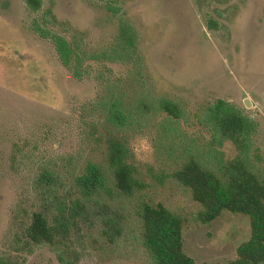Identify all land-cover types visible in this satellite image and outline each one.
<instances>
[{"label": "rangeland", "instance_id": "rangeland-1", "mask_svg": "<svg viewBox=\"0 0 264 264\" xmlns=\"http://www.w3.org/2000/svg\"><path fill=\"white\" fill-rule=\"evenodd\" d=\"M43 1V10L34 14L25 0H0V256L60 264L49 245L29 244L26 229L35 211L51 207L54 199L69 201L71 193L78 196L75 178L88 161L107 167L105 148L95 144L88 126L100 114L86 107L112 88L116 97L124 95L128 109L142 107L150 95L179 103L187 116L173 132L161 128L165 116L149 115L130 128L135 162L148 188L110 202L125 216L119 239L112 240L102 221L74 230L70 245L81 255L78 264H155L137 214L144 202L161 203L186 220L185 250L196 264H230L250 239V218L224 212L202 224L203 207L173 174L190 153L213 162L237 157L231 142L213 153L212 135L200 122L205 108L223 100L258 123L254 156H261L256 172L264 177V0H121L120 16L140 37L143 68L87 60L91 75L83 81L73 78L50 41L34 31V21L53 10L59 21L53 30L75 37L93 57L114 44L120 16L109 13L102 0ZM46 171L59 177L55 198L37 187Z\"/></svg>", "mask_w": 264, "mask_h": 264}, {"label": "trees", "instance_id": "trees-1", "mask_svg": "<svg viewBox=\"0 0 264 264\" xmlns=\"http://www.w3.org/2000/svg\"><path fill=\"white\" fill-rule=\"evenodd\" d=\"M102 1L109 13L120 16L121 0ZM25 4L34 14L44 8L43 0H25ZM118 20L114 44L105 51L95 53L93 57L86 56L75 37L70 39L53 30L59 24L53 10L46 11L41 21L36 19L33 28L41 38L50 41L60 62L73 78L83 81L91 75L87 60L143 68L138 31L124 17L120 16ZM138 74L142 75L141 69ZM103 75L100 72L98 77L102 81ZM107 93L95 104L86 107L91 113L100 114L98 121H90L88 126L92 129L91 137L95 144L105 148L107 167L94 160L88 161L85 172L75 178L78 196L74 198V193H71L69 201L54 199V209L52 204L51 207L45 205L43 209L35 211L26 229L29 244L49 245L60 264L80 262V253L70 243L74 230L80 231L82 224L92 225L102 221L113 241L122 237L125 216L123 211L114 210L110 202L117 198H135L148 188L135 162L128 138L130 128L141 125L142 119L149 115L165 116L160 126L166 133L173 132L174 126L187 116L179 103L168 98L146 95L142 107L128 109L123 101L124 95L116 97L112 88ZM200 122L212 135L210 149L213 153L218 155L217 147L231 142L238 155L229 162L222 159L213 162L190 153L173 178L190 189L193 200L203 207L199 214L202 224L213 223L224 212L248 216L252 229L250 239L238 248L237 258L230 264H264V177L256 172L255 160L261 156H254L253 141L258 132V123L241 109L223 100L205 108ZM58 178L48 171L39 175L36 184L44 197L54 194L55 198ZM137 214L141 222L143 244L155 264H196L185 250L186 220L183 217L161 203L153 205L147 202L140 204ZM0 264L23 262L0 256Z\"/></svg>", "mask_w": 264, "mask_h": 264}, {"label": "water", "instance_id": "water-1", "mask_svg": "<svg viewBox=\"0 0 264 264\" xmlns=\"http://www.w3.org/2000/svg\"><path fill=\"white\" fill-rule=\"evenodd\" d=\"M247 107H250V103H249V101L247 100Z\"/></svg>", "mask_w": 264, "mask_h": 264}]
</instances>
